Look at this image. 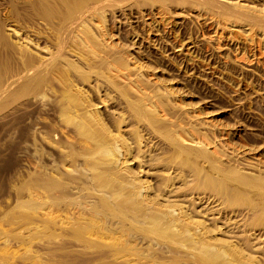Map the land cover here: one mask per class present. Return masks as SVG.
<instances>
[{
	"label": "rangeland",
	"instance_id": "rangeland-1",
	"mask_svg": "<svg viewBox=\"0 0 264 264\" xmlns=\"http://www.w3.org/2000/svg\"><path fill=\"white\" fill-rule=\"evenodd\" d=\"M0 264H264V0H0Z\"/></svg>",
	"mask_w": 264,
	"mask_h": 264
},
{
	"label": "bare ground",
	"instance_id": "bare-ground-1",
	"mask_svg": "<svg viewBox=\"0 0 264 264\" xmlns=\"http://www.w3.org/2000/svg\"><path fill=\"white\" fill-rule=\"evenodd\" d=\"M79 233H81V231H79Z\"/></svg>",
	"mask_w": 264,
	"mask_h": 264
}]
</instances>
